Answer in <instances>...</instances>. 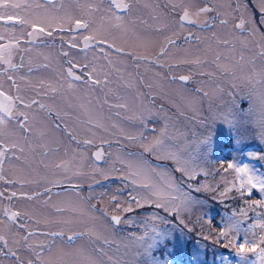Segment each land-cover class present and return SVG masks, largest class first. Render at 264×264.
<instances>
[{
    "label": "rangeland",
    "instance_id": "1",
    "mask_svg": "<svg viewBox=\"0 0 264 264\" xmlns=\"http://www.w3.org/2000/svg\"><path fill=\"white\" fill-rule=\"evenodd\" d=\"M59 1L14 0L29 6L0 8V15H23L20 26L0 23V35L2 40L20 43L7 54L22 56L24 65L14 73H33L36 78L33 83L28 75L20 78V86L29 88L24 97L39 90L42 102L57 119L73 136L83 139L72 141L70 135L54 127L44 110L30 113L27 135L15 122L6 123V127L0 124L5 142L23 149L21 152L18 146L7 161L6 175L14 181L10 186L41 191L32 201L13 203L31 215V220L9 225L4 218L0 222V235L16 252L15 257L0 254V264H18L17 257L19 264L30 260L35 264L33 251L24 240L31 232L37 235L29 236L27 243L36 250L42 248L44 264H79L81 254L96 264H229V260L236 264L239 257L232 247L225 246L231 238L220 237V230L230 219H240L242 228H247L264 218V208H245L246 201L264 199L258 190L243 199L235 191L219 196V191L234 182L239 185L240 174L234 169L224 171L229 163L247 165L250 175L264 178V58L259 55L264 13L259 0H210L207 5L215 11L206 14L199 13L206 0H184L188 19L196 23L180 22V9L173 11L168 0H132L131 10L123 14L117 9L109 13L107 0H66L63 17L65 0L62 10ZM89 3L98 10L89 13ZM115 15L123 18L118 34L112 19ZM241 18L245 26L236 28ZM78 19L89 28L59 33L75 42L76 48L59 50L58 45L43 40L55 26ZM223 19L228 23L220 24ZM33 24L45 31L30 38ZM140 34L148 38L140 42L136 37H142ZM84 35L94 37L95 42L82 46ZM168 38L175 44L167 46ZM101 39L110 44H101ZM36 40L46 44H36ZM224 40L229 44L222 43ZM164 45L167 54L160 55ZM64 50L69 51L68 56L63 55ZM196 60L200 63H193ZM67 66L80 74L81 81L67 78ZM93 69L96 75L91 79H99V85L88 82ZM181 76L189 79L181 80ZM3 78L0 75V83L7 86ZM161 129L166 130L163 136ZM129 136L137 139L131 141ZM153 138H160L162 147L145 151L141 145ZM85 140L92 143L85 144ZM98 146L104 152L97 161L93 152ZM45 148L51 151L44 153ZM170 154L188 162L198 174L189 177L179 170L175 159L158 158ZM62 161L73 162L68 173L57 167ZM137 165L142 169L139 179L150 182L154 190L177 202L187 194L191 198L187 209L173 212L158 207L144 184L132 183ZM169 178L175 187H167ZM56 181L89 185V198L82 189L42 191L59 184ZM137 192L149 200L137 206ZM97 202L99 208L94 205ZM0 206L4 207V202ZM242 208L247 219L239 215ZM113 216H119L120 222H114ZM255 231L258 240L262 233ZM57 232L59 235H50ZM74 233L78 235L72 238ZM242 237L243 232L238 239ZM255 258V254L249 255L250 261Z\"/></svg>",
    "mask_w": 264,
    "mask_h": 264
},
{
    "label": "snow or ice",
    "instance_id": "2",
    "mask_svg": "<svg viewBox=\"0 0 264 264\" xmlns=\"http://www.w3.org/2000/svg\"><path fill=\"white\" fill-rule=\"evenodd\" d=\"M50 3L53 2V0H49ZM210 2V0H206V5L203 8L199 9V13H210L214 12L215 8L207 6V3ZM168 4L171 6L172 10L175 11L177 9H180L181 15H180V22L187 21L188 23H196L198 21H192L189 20V11L187 7L184 4V0H168ZM29 5L27 4H22L19 2H14V0H0V8H12V9H20L22 7H28ZM259 6H260V11L264 13V0H259ZM132 7V0H129V3H118L117 0H110V7L108 9L109 13H112L113 9H119V10H128L130 11ZM98 7L97 5L89 3L87 5V11L89 13L97 11ZM116 21V26L120 27L122 26V17L119 15H115L112 17ZM0 21L4 23H13L14 22V17L9 15L5 19L3 15H0ZM21 24L24 23V20L21 19L19 21ZM220 24H227L228 20L223 19L219 21ZM246 21L241 18L240 22L235 25L236 28H244ZM204 27L207 26L205 23L203 25ZM32 31L28 33V36L30 38H35L37 36H40L42 33H44V28L43 27H37L36 25H31ZM75 28L77 29H85L87 30L89 28V25L84 21V20H76L75 21ZM255 32V29H253V33ZM48 35H51V32L47 33ZM191 35V34H189ZM215 35V34H214ZM261 46H260V51L259 55L264 58V36H261ZM2 41V40H0ZM83 42L85 47H88L90 44L95 42L94 37H84ZM16 44H19V42H15ZM222 43L225 45L229 44V41L224 40ZM175 44V41L171 38L167 39V46H172ZM13 44H5L3 49H0V64L6 65L4 68H0V75H5L7 74L8 71H15L17 70L18 67L22 66H17L16 64L12 63V57L8 56L5 57L3 55V52L5 50H11L13 47ZM167 46L161 47L160 49V55H166L167 54ZM70 47L76 48L77 44L75 42H72L70 44ZM121 51V50H117ZM64 56H68V52L63 53ZM140 59H146L145 57H139ZM157 60H159V55L157 56ZM69 64H71V61H68ZM193 63H200L199 60L193 61ZM67 78L71 82H77L81 81V76L76 75L74 73V70L72 67H69L67 70ZM96 75L95 70L93 69L92 71L89 72V83H95L97 85L101 84L102 82L97 79L94 82L92 81L91 77ZM181 80H188V76H181ZM8 81L11 84H15L16 81L9 76ZM50 90L52 92H55V88H51ZM3 89V83H0V97H2V100H0V124L4 123H9V122H15L20 128L27 129L30 131V124H29V115L26 112H18L15 111L14 108L16 107V101H19V104L25 107L26 109H32L36 108L38 110H47L49 111V114L51 115V111L47 109L46 105L40 102V99H32L28 103H25L24 99L17 96V97H11L7 95L5 92L2 91ZM22 118V119H21ZM89 124H92L93 121L89 120ZM226 123L231 124V121H226ZM99 126V125H97ZM165 129H161V136L165 134ZM129 140L135 141L137 138L129 136ZM85 144H91V140H85ZM163 141L160 138H153V140L148 143V144H142L141 146L144 148L145 151H156L157 148L162 147ZM18 148L17 144H9L5 145L3 142H0V180H3V164L6 159L9 158V154H15L16 150ZM21 152H23V149H19ZM95 159L101 160L103 158V153L102 151L98 150L95 154ZM158 158H172L175 159L177 164L180 165L179 170L184 173L185 175H188L189 177H193L197 175V169L195 167H191L188 162H181L175 155L170 154L169 156H158ZM72 161H62L61 164L57 165V167L61 168L64 170L65 173H68L71 170L72 167ZM121 163H124L123 160H121ZM129 169L133 168V164L129 163L128 165ZM234 169L236 173L240 174L238 176L239 179V185L237 186L236 183L234 182L231 186L226 187L223 191H219V196L224 197L226 196L229 192L235 191L239 194L240 198H244L246 195L248 197H251L252 193L254 190H258L261 195H264V178L256 177L254 175L249 174L248 166L244 165L243 167H235L233 164L229 163L227 165V169L224 171H228ZM201 171H204L201 169ZM73 175L77 173H72ZM142 174V169L139 165L136 166V170L134 173V178L132 179V183L135 185L137 183H142L145 186L146 191L150 194L152 198L156 199L157 206H162L166 210L173 211V212H179L181 210L187 209V207L191 203V198L185 194L183 198L179 199V202H177V199L171 198L170 195H165L159 190H154L155 186L152 185L150 182L143 181L139 179V177ZM204 175L207 176L208 173L207 171H204ZM62 181H56L55 183H61ZM7 183L11 184L13 183L12 180H8ZM166 184L168 188H173L175 187V182L169 178L166 180ZM208 190H212L210 185L205 186ZM219 189V185H217V190ZM179 191V189H176ZM198 191L200 189H197ZM50 191L46 189V192ZM4 193L0 192V200L4 198ZM39 193H33L32 195L26 196L27 199H34L37 196H39ZM59 195V194H57ZM17 193L12 192L9 194L8 199L11 200L12 198L16 197ZM137 196V206L140 205V202L143 200L147 202L149 200V196L142 195L140 192L136 193ZM25 198V197H22ZM175 205V206H173ZM264 208V199H256L252 200L250 203L247 201L245 202V208L249 210H254L256 207ZM75 210V209H73ZM125 211H128L130 209L125 208ZM62 211V209H57V212ZM233 217L237 215L236 212H234ZM239 215L243 217L244 219H247V211H245L244 208L239 210ZM260 215V214H258ZM4 218L8 221L9 225L15 224L18 219H20V214L13 212L11 215H8L7 212L4 213ZM153 220H156L157 217L153 216ZM112 220L115 221L116 223L120 222V217L119 216H113ZM0 222H3L0 220ZM19 226V225H18ZM261 230V233L259 235L258 240L255 239L254 237L257 235L255 230ZM241 232H243V237L242 239H238L240 237ZM251 233V235H250ZM95 235V233H91ZM149 233H145V235H148ZM37 235L36 232H31L29 236H35ZM50 235L56 236L59 235V233H51ZM78 235L76 233L73 234L72 238H75V236ZM220 237H224L225 239H228L229 237L231 238L229 241V244L225 245L226 247H232L233 250L236 253V256L239 257V260L236 262V264H264V218L256 220L254 223H249L247 228H242V221L240 219H230L229 221L225 222L224 227L220 230L219 234ZM29 236L24 237V240L26 242V246L33 251V254L35 256V264H44V256H43V250L42 248L40 250H36V247L32 243H27L29 240ZM0 254H6L8 256H16V252L13 251V249L8 248V241L3 235H0ZM8 248L7 253L4 252V249ZM250 254H255V260H249V255ZM82 259L79 262V264H96L94 260H92L90 257H87L83 254H81ZM227 260L228 258L225 257ZM17 261L19 264V258L17 257ZM28 264H33V261H29ZM229 264H232V261L229 260Z\"/></svg>",
    "mask_w": 264,
    "mask_h": 264
},
{
    "label": "flooded vegetation",
    "instance_id": "3",
    "mask_svg": "<svg viewBox=\"0 0 264 264\" xmlns=\"http://www.w3.org/2000/svg\"><path fill=\"white\" fill-rule=\"evenodd\" d=\"M45 2H47V3H50L49 2V0H44ZM57 0H53V2L52 3H55ZM68 1H71V0H68ZM109 3H110V0H107ZM63 2H64V0H60L59 1V7H60V10H62L61 9V6H62V4H63ZM117 2L118 3H126V2H124L123 0H117ZM51 4V3H50ZM205 5L206 4H204L203 5V7H205ZM208 6V5H207ZM65 7H66V0H65V4H64V8H63V15H61L62 17L66 14V12H65ZM202 7V8H203ZM118 11V14H123V13H125V12H127V10H119V9H117ZM9 15H11V16H13L14 17V22L13 23H4V22H2V21H0V23H2V24H4V25H7V26H11V25H13V26H15V25H18V26H20V25H22L19 21L21 20V19H23V15H17V14H3V16H4V18L6 19L7 18V16H9ZM181 15V14H180ZM76 21V20H75ZM75 21H73V22H71L70 23V25H60V26H55V28L53 29V31H51V35H49V37L48 38H46V39H43V40H47V41H49V42H53V44L54 45H58V48H59V50H62L61 49V47H63L64 49H71L70 48V44L72 43V41H71V39H68L67 38V36H62V35H60V34H62V33H76V32H79V31H81V30H84V29H77V28H75ZM33 25H35V24H33ZM37 27H40V25H36ZM117 27V26H116ZM120 29H121V27H119ZM122 30V29H121ZM32 31V29H30L28 32H31ZM54 33H57V34H54ZM60 33V34H59ZM115 33H117L118 34V27H117V29H116V32ZM114 33V34H115ZM139 36H142V37H138V36H136L137 37V39L140 41V42H142V41H145L148 37H145L143 34H140ZM84 37H89V36H87V35H84L83 37H81V44H82V46H85L84 45V42H83V38ZM0 40H2V35H0ZM99 42L101 43V44H103V45H108V44H110L109 42H107L106 40H104V39H101V40H99ZM35 43L36 44H46V43H43V42H41V40H36L35 41ZM121 43H124V44H126V42H121ZM5 44H13V45H15L16 43H14V42H12V41H9V40H2V41H0V49H3L4 48V45ZM20 44V43H19ZM166 45H164L163 47H165ZM14 47V46H13ZM13 47L11 48V50L13 49ZM8 51L9 50H5L4 52H3V55L5 56V57H8ZM68 53H69V51L68 50H66ZM65 52V50L64 51H62V53H64ZM20 54H22V51L20 52ZM65 60H69V58H65ZM20 61H22V56H19V57H17V58H14V57H12V63H14V64H16L17 66H20L21 64H22V66H20V67H18L17 68V70L19 69V68H22L23 67V65H24V63H21ZM4 67H6V65H2V64H0V68H4ZM69 67L67 66L66 67V70L68 69ZM37 70H39V68H37ZM74 70V69H73ZM16 71V70H15ZM74 73L76 74V75H79L80 76V74L78 73V72H76L75 70H74ZM27 75H28V81H31L32 83L36 80V78H35V76H34V74L32 73H28V74H19V73H14V71H8L7 72V74H5L4 75V80L8 83L7 84V86H3V89H2V91L3 92H5L7 95H9V96H11V97H17V96H19V97H21V98H23L24 99V101H25V103H28L30 100H32V99H40V102L41 103H43L44 105H46V107H47V109L48 110H50L51 111V115L49 114V111H47V110H44L45 112H47L48 114H49V116H50V118H51V120H52V124L54 125V127H56V128H59V129H61L62 131H63V133L64 134H68V135H70V139L72 140V141H79V142H83V139L82 138H80V137H75V136H73L72 134H71V131L67 128V126L65 125V124H63V122H61V121H59L58 119H57V117H56V115H55V113H54V111H52V109L50 108V106L47 104V103H45V102H42V100H41V95H40V91L39 90H37V91H34V93H33V95L32 96H30L29 98H25L24 96L27 94V92H28V87H26L25 85H21L20 86V78L21 77H23V76H25V77H27ZM9 76H11L15 81H16V83L13 85V84H11L9 81H8V77ZM36 83V82H35ZM34 83V84H35ZM26 88H27V90H26ZM0 100H2V97H0ZM14 110L15 111H18V112H26V113H29L28 115H29V123L31 124L32 123V118H31V116H30V113H38L39 112V110L38 109H36V108H32V109H27L26 110V108L25 107H23L22 105H20L19 104V101H16V107L14 108ZM22 119V118H21ZM12 123V122H11ZM1 125H5L4 127H6L7 125H6V123H4V124H1ZM3 127V128H4ZM22 130H21V132L23 133V135H24V133H26V135L28 134V132H29V130H27V129H23V128H21ZM38 129H39V127H38ZM61 131V132H62ZM3 133V131H2V129L0 128V142H3L5 145H9V144H7L6 142H5V138H6V136L5 137H3L1 134ZM48 143V142H47ZM19 146V148H22V146L21 145H18ZM38 147V146H37ZM100 148H102V153L104 152V149H103V147L102 146H98L96 149H94V151L95 150H98V149H100ZM52 149H55V148H52ZM32 150V149H31ZM43 151H44V153H46V152H50L51 150L50 149H48V148H45V149H43ZM33 152H35V151H33ZM93 155H94V152H93ZM30 157H32V156H29L28 158H30ZM9 158H10V154H9ZM9 158L8 159H6L5 160V162H4V164H3V177H4V179L3 180H0V192H3L5 195H4V198L2 199V200H0V203H1V201H2V203L4 202V207H2L1 208V206H0V212H1V214H0V219L2 220V219H4V217H3V215H4V213L5 212H7L8 213V215H11V213H13V212H16V213H19L20 214V219H18L17 221H16V223H22V222H25V221H28V220H31V215H29L27 212H25V210L23 211V210H21L20 208H18L19 206H15L13 203H17L18 201H20V200H22V202L24 203V199H26L27 201H32L33 199H27L26 198V196H29V195H32L33 193H40L41 191H40V189H38V188H36V189H34V188H32V189H25V188H23V189H18V188H15V187H11L10 185L11 184H9V183H7V181L8 180H10L9 178H8V176L6 175V167H7V161L9 160ZM21 165V164H20ZM18 169V167L16 168V170ZM29 176H35L36 174H34V173H32V174H28ZM14 182V181H13ZM49 187H47V188H44L42 191H46V189H48V190H50V191H47V192H53V191H59V190H63V189H65V188H72V189H76V190H84V193H85V195H86V197L87 198H89V196L87 195V191L88 190H86L87 189V186H89V185H83V184H70V183H59V184H51V185H48ZM78 188H80V189H78ZM28 191H30V193H28ZM12 192H15V193H17V196L16 197H14V198H12L11 200H9L8 199V196H9V194L10 193H12ZM22 197H25V198H22ZM36 199V198H35ZM89 200V199H88ZM39 200H37V202H38ZM10 207H9V206ZM97 208H99L100 207V205L98 204V202L97 203H95L94 204ZM32 218H33V216H32ZM24 219H27V220H24ZM58 233V232H57ZM80 234H82L81 232H79ZM63 235V234H62Z\"/></svg>",
    "mask_w": 264,
    "mask_h": 264
},
{
    "label": "water",
    "instance_id": "4",
    "mask_svg": "<svg viewBox=\"0 0 264 264\" xmlns=\"http://www.w3.org/2000/svg\"><path fill=\"white\" fill-rule=\"evenodd\" d=\"M98 150L102 151V148H100V149H98ZM98 150H95V151H94V154H95ZM94 156H95V155H94ZM114 222H115V221H114Z\"/></svg>",
    "mask_w": 264,
    "mask_h": 264
}]
</instances>
